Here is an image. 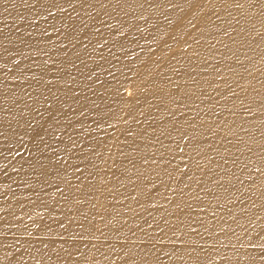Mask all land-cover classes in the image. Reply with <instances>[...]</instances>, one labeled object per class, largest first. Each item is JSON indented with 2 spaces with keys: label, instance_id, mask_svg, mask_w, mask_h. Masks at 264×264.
Masks as SVG:
<instances>
[{
  "label": "bare ground",
  "instance_id": "6f19581e",
  "mask_svg": "<svg viewBox=\"0 0 264 264\" xmlns=\"http://www.w3.org/2000/svg\"><path fill=\"white\" fill-rule=\"evenodd\" d=\"M0 189V264H264V0H0Z\"/></svg>",
  "mask_w": 264,
  "mask_h": 264
},
{
  "label": "rangeland",
  "instance_id": "374dc122",
  "mask_svg": "<svg viewBox=\"0 0 264 264\" xmlns=\"http://www.w3.org/2000/svg\"><path fill=\"white\" fill-rule=\"evenodd\" d=\"M145 45L143 44V47H144ZM249 194V193H248ZM0 195L1 196H3L4 195V191L2 190V189H0ZM241 197H243V196H241ZM64 225L65 226H68L69 225V221H64ZM31 239H33V240H41L42 239V237L41 236H39V238H34V237H30ZM127 241H126V243L125 244H127V243H129L130 241H131V239H129V238H127L126 239ZM112 250H110V249H108V250H104V251H99V252H102L99 256H94V257H92L91 259V261H88V263L87 264H104V261H105V259L104 258H106V257H109L110 255H113V254H107V253H109V252H111ZM105 254H107V255H105ZM54 255H56V253H54V252H49L48 253V255H46L45 253H44V256H51V258H50V261L52 262V261H56V257L54 256Z\"/></svg>",
  "mask_w": 264,
  "mask_h": 264
}]
</instances>
